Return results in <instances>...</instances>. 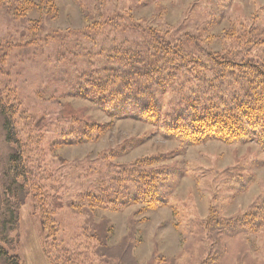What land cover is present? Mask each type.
Returning a JSON list of instances; mask_svg holds the SVG:
<instances>
[{"label": "rangeland", "instance_id": "374dc122", "mask_svg": "<svg viewBox=\"0 0 264 264\" xmlns=\"http://www.w3.org/2000/svg\"><path fill=\"white\" fill-rule=\"evenodd\" d=\"M147 33L170 42L192 37L201 57L212 50L264 61V0H0V99L15 111L39 187L6 193L15 146L0 112V226L21 264H50L43 219L56 205L55 254L88 249L93 264H264V153L254 142L168 140L75 94L83 73L108 63L114 50L137 47ZM86 121L109 127L75 142ZM155 155H163L154 168L162 170L167 206H72ZM0 264H8L4 256Z\"/></svg>", "mask_w": 264, "mask_h": 264}, {"label": "trees", "instance_id": "16d2710c", "mask_svg": "<svg viewBox=\"0 0 264 264\" xmlns=\"http://www.w3.org/2000/svg\"><path fill=\"white\" fill-rule=\"evenodd\" d=\"M136 46L114 50L108 63L83 73L75 94L107 110L110 116L152 125L168 140L190 145L213 140L226 144L254 142L264 153V61L230 54L226 57L212 50L201 57L200 42L192 37L170 42L147 33ZM171 94L177 99L169 102L166 96ZM121 103L125 106L122 113L114 111L118 108L108 109ZM0 112L6 140L15 146L8 162L6 193L31 184L39 191L32 182L15 111L0 99ZM108 127L86 121L75 142L97 139ZM161 161L163 155L138 160L131 169L125 168L101 185L98 193L79 195L72 206L114 211L132 204L149 209L167 206L159 192L162 170L154 168ZM56 207L46 208L43 219L50 250L45 254L50 264H93L88 249L63 247L55 254L58 232L51 215ZM17 223L18 216L14 215L11 227ZM3 230L0 226V257L4 256L8 264H21V258L9 254L5 247L9 242Z\"/></svg>", "mask_w": 264, "mask_h": 264}]
</instances>
